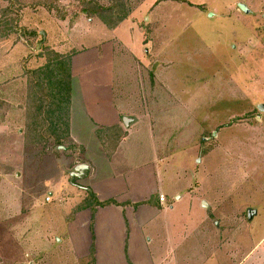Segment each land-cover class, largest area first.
Returning <instances> with one entry per match:
<instances>
[{"label":"rangeland","instance_id":"1","mask_svg":"<svg viewBox=\"0 0 264 264\" xmlns=\"http://www.w3.org/2000/svg\"><path fill=\"white\" fill-rule=\"evenodd\" d=\"M19 2L26 7L15 11L16 4L0 0V34L18 41L0 35V256L19 259L28 251L34 264H73L66 254L73 248L65 212L83 194L63 171L73 143L68 137L48 140L47 122L36 131L26 127L34 112L27 105L32 89L26 72L32 69L18 76L15 64L29 47L44 52L40 30L58 51L79 52L73 82L85 103L98 104L99 110L89 111L109 119L103 102L112 84L118 85L115 94L134 122L111 160V174L125 181L126 175L137 180L138 173L146 182L149 174L152 184L147 163L154 167L155 183L169 201L151 223L162 249L187 240L193 227L200 231L197 224L209 216V228L227 237L222 247L213 239L221 248L212 249L217 253L213 264H264V109L258 108L264 104V0ZM24 10L23 21L36 26L27 29L36 32L33 36L18 30ZM124 11L127 17L116 30L98 17L115 23ZM56 15L65 16L63 24ZM110 52L120 56L110 61L104 56ZM127 69L137 83L134 90ZM203 202L210 208L201 207ZM9 215L22 221L24 235L12 234L4 221ZM191 239L201 246L194 259L210 253L207 238L197 233ZM53 249L61 256L44 253ZM86 264H92L91 257Z\"/></svg>","mask_w":264,"mask_h":264},{"label":"crops","instance_id":"2","mask_svg":"<svg viewBox=\"0 0 264 264\" xmlns=\"http://www.w3.org/2000/svg\"><path fill=\"white\" fill-rule=\"evenodd\" d=\"M33 10L36 9H32L31 11ZM21 13V26L25 27L26 29L35 30L36 26L33 25V22L27 24L25 21H23L25 20V18L23 19L25 16L24 14L27 12L24 10ZM64 19H59L57 21L63 24ZM118 28L119 26L111 30H116ZM37 32L43 36L44 43L54 51L60 54H66L69 52L58 51L53 47V44H48V36L45 34V32L40 30H37ZM4 40H8L10 43L18 42L13 40L12 36H5ZM12 45L14 44H11V46ZM27 46L29 47V45ZM38 47L39 46L36 45L32 46V48L29 47V52L27 51L24 56L17 59L15 64H18V67L20 66V73L18 76L24 73V69H36L45 64L46 60L44 56L38 55L40 52ZM133 50V53L136 55L137 52H135V49ZM78 53L79 52L76 51V53L71 55L72 80L70 92L68 138L73 143V155L69 157L70 160L66 165L68 168L64 167L63 171L64 176L69 179L72 185H78L79 189L83 191V194L79 196V199L74 205L70 204L68 207L69 210L65 212V218H67L66 222L68 225L67 241L70 240V248H73L71 250L67 249L66 254L69 256L68 262L71 260L70 263L73 264H86L88 258L91 257L92 264H162L161 260H165V262L169 260L168 264L215 263L214 258L217 256V253H215L214 250L212 251V249L214 247H220L219 245L215 244L216 241L213 244V239H220L222 241V247L226 244L227 237H221V235H218V232H220L218 230L219 228L217 230H212L209 228L208 222H211L209 221V216H206V218L199 221L197 224L200 231H197L196 229L194 230L193 227L191 233L187 234V240L182 242L176 241V244H171L166 251H164L162 249V245L157 242V237L152 231L153 228L151 227V223L161 213L164 204L169 201L166 194L163 191H160L159 187L156 185L155 170L154 167L150 165V163H147V166H151L149 170H151L150 175L153 181L152 184L150 183L149 174L147 175V182L145 181V177L138 173L135 174L138 177L137 180H135V176L130 177L129 175L124 177L125 181H123V177L119 180L117 178L114 179V176L111 174L110 163L116 154L117 149L127 138L131 123L134 122V118H132L133 120L130 119V121H128V126H125L123 118H131V115H129V113L123 109V106L125 105V103H123V99L115 94V90L116 92L118 91V85L114 87L112 84L113 88L110 89L109 95L107 94L105 101L103 102L106 106V110L111 113L109 119H106L102 116L98 117L96 115L98 111H95V109L99 110L98 104L90 106L85 103L84 98L80 94L79 87L76 88L73 82L76 76L74 59ZM108 55H110V61L115 57L120 56V54L114 52H110L109 54L104 53L105 57ZM122 59L123 60L121 61L122 63L120 62V66L124 65L123 56ZM31 62H34V67H30ZM158 62L159 61L157 59L154 62V66L157 67V72L159 71V67L157 65ZM131 73L132 72H128L127 69L125 76L127 75L129 79H132L133 82L131 90H134L137 87V83L135 82L134 77H131ZM12 77H17V75L11 76L5 79L3 82L10 80ZM122 80L123 78H121V81ZM90 107L95 108L93 113L92 111H89L90 109L88 108ZM110 126L119 127L122 130V136L119 139V142L117 143L112 155L108 156L104 149L105 145L102 141V138L98 136L97 132H100L101 128ZM96 155L97 158H95ZM80 163H85L88 165L86 174L82 178L76 176L71 178V170ZM4 176L5 181H8L9 176ZM112 190L115 191V193H112ZM88 192H92L96 200L99 202L111 200L113 203L103 206L92 203L93 205L90 207L77 209L78 205L82 204V202L86 200ZM118 192L122 193L119 194ZM160 194L163 195V200L159 199ZM188 197L192 200L199 199L196 196L190 194H188ZM178 198L180 197L177 196V199ZM60 199L63 201V197ZM148 200H151V202L148 203ZM65 201L66 200H64V202ZM203 203L206 206L201 207L208 209L210 208L206 202ZM169 204H171V202ZM9 217L10 215L7 218L4 217V221H8L7 227L14 230L15 233L12 234H16V236L24 235L23 233L25 231V226L23 225L22 221L13 222L11 220L12 216L10 218ZM197 233H200V236L207 238V244L210 242L211 245L210 253L206 255L201 252L200 260H198V258L194 259L193 257V255L198 257V247H201L198 244H195L197 247L194 246L193 240L191 239L193 238V235H196ZM172 239H175V236H172ZM16 240L19 241L17 237ZM157 245L158 247H156ZM158 248L160 249L158 250ZM90 251H92V253ZM58 252L56 253V251L53 249V251L49 250L45 251L44 253L47 256L57 254L58 257H60L61 254H58ZM227 252L229 251H225V256ZM33 258V254L28 253V251H22V256L19 259L10 257V260H6L0 256V264H23L26 263V260L27 264H34ZM72 259L74 262H72Z\"/></svg>","mask_w":264,"mask_h":264},{"label":"trees","instance_id":"3","mask_svg":"<svg viewBox=\"0 0 264 264\" xmlns=\"http://www.w3.org/2000/svg\"><path fill=\"white\" fill-rule=\"evenodd\" d=\"M13 4L17 5L15 11H21L26 5H21L19 0H7ZM21 1V0H20ZM46 9L51 11L52 7L45 5ZM102 9V8H101ZM111 10V9H109ZM10 11V6L5 8V13ZM87 13V11H83ZM17 13V12H15ZM89 14V13H87ZM57 16V15H56ZM102 22L109 29L116 28L126 17L127 12L124 11L115 22H109L101 14L98 16ZM59 19H64V15L57 16ZM18 22V18L15 19ZM5 26V25H4ZM19 28V26H15ZM28 36H33L36 32L27 30L20 26L18 29ZM8 33L2 31L0 35L6 36ZM44 52H39V56L46 57V62L42 66L27 70L26 73L30 74L29 86L32 89L31 99L32 102L27 104L33 106L34 112L32 116H29L30 122L26 127L30 126L33 131L40 129V126L47 122L48 128L44 129L45 133L48 134V140L51 138L56 142L67 138L69 136V109H70V92H71V55L69 52L66 54H60L48 46H44ZM34 103V105H33ZM32 108V107H30ZM32 131V130H31ZM98 136L102 138L104 143V149L108 156L112 155L114 152L119 139L122 136V130L116 126H110L106 128H101L100 132H97ZM44 137V135H43ZM151 200H148L150 203ZM95 203V205H106L113 203V201L108 200L104 202H99L96 200L92 192H88V196L82 204L78 205L77 209L83 207H90ZM92 253V252H91Z\"/></svg>","mask_w":264,"mask_h":264},{"label":"water","instance_id":"4","mask_svg":"<svg viewBox=\"0 0 264 264\" xmlns=\"http://www.w3.org/2000/svg\"><path fill=\"white\" fill-rule=\"evenodd\" d=\"M239 8H240L241 10H244V11L247 10L246 7H245L243 4H239ZM258 108H259L260 110L264 109V104H260V105L258 106ZM128 121H130L129 118H127V117H124V118H123V122H124L125 126H128V125H129V124H128ZM58 148H59V149H62V148L65 149L63 146H58ZM87 169H88V165H87V164H85V163H80V164L76 165V166L71 170V172H70V177L73 178L74 176H76V177L82 178V177L86 174ZM247 216H248V218H251V212H250V211H248Z\"/></svg>","mask_w":264,"mask_h":264},{"label":"built area","instance_id":"5","mask_svg":"<svg viewBox=\"0 0 264 264\" xmlns=\"http://www.w3.org/2000/svg\"><path fill=\"white\" fill-rule=\"evenodd\" d=\"M159 199H160V200H163V195L160 194V195H159Z\"/></svg>","mask_w":264,"mask_h":264}]
</instances>
